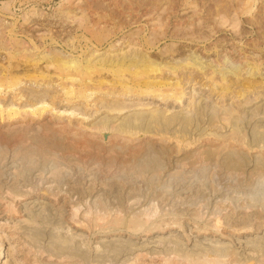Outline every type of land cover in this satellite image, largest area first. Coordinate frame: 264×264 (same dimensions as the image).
<instances>
[{"label":"rangeland","instance_id":"rangeland-1","mask_svg":"<svg viewBox=\"0 0 264 264\" xmlns=\"http://www.w3.org/2000/svg\"><path fill=\"white\" fill-rule=\"evenodd\" d=\"M0 236V264H264V0H0Z\"/></svg>","mask_w":264,"mask_h":264},{"label":"bare ground","instance_id":"bare-ground-1","mask_svg":"<svg viewBox=\"0 0 264 264\" xmlns=\"http://www.w3.org/2000/svg\"><path fill=\"white\" fill-rule=\"evenodd\" d=\"M65 66V65H64ZM71 67H73V66H71ZM160 67V66H159ZM66 69H67V67H66ZM72 70V69H71ZM160 70V69H159ZM122 72V71H121ZM78 73V72H77ZM66 74V73H65ZM67 79V78H66ZM140 79V78H139ZM66 81V80H65ZM71 81H72V79H71ZM159 81V80H158ZM138 85V84H137ZM146 85V84H145ZM179 85V84H178ZM66 89V88H65ZM183 90V89H182ZM70 92H72V90L70 91ZM166 92V91H165ZM179 93V92H178ZM194 93V92H193ZM173 94V93H172ZM66 95V94H65ZM252 201V200H251ZM37 203V202H36ZM247 204V207L249 206V204L248 203H246ZM256 206V205H255ZM254 206V207H255ZM237 207V206H236ZM244 207V206H243ZM234 208V207H233ZM241 208V207H240ZM244 209V208H243ZM249 209V208H248ZM255 209V208H254ZM9 210H10V208H9ZM13 210V209H12ZM8 211V210H7ZM6 211V212H7ZM11 213V212H10ZM233 213V212H232ZM255 213H257V212H255ZM75 215H77V213H75ZM251 215V214H250ZM12 216V215H11ZM75 217V216H74ZM86 217V216H85ZM217 218V217H216ZM215 218V219H216ZM85 220V219H84ZM216 221V220H215ZM76 222V221H75ZM89 222V221H88ZM102 222H104V221H102ZM119 223V222H118ZM84 225H85V223H83ZM121 224V223H120ZM178 224V223H177ZM213 224V223H212ZM222 220H220V219H218L217 221H216V223L214 224L215 226H217V227H221L222 226ZM76 225V224H75ZM78 225V224H77ZM115 225V224H114ZM159 225V224H158ZM173 225V224H172ZM213 225V226H214ZM263 225V224H262ZM98 226V225H97ZM143 226H146L145 224H143ZM175 226V225H174ZM223 226H225V224H223ZM80 227V226H79ZM86 227V226H85ZM148 227V226H147ZM153 227V226H152ZM177 227V226H176ZM245 227V226H244ZM243 227V228H244ZM16 228V227H15ZM106 227L104 226V229H105ZM130 228V227H129ZM149 228V227H148ZM173 228V227H172ZM212 229H217V228H212ZM251 229V228H250ZM250 229H248V230H250ZM255 229H257V227L255 228ZM261 229V228H260ZM102 230V229H101ZM135 230V229H134ZM146 230V229H145ZM218 230V229H217ZM216 230V231H217ZM247 230V229H246ZM133 231V230H132ZM215 233H217V232H215ZM234 233V232H233ZM238 233V232H237ZM4 234V233H3ZM186 234V233H185ZM0 238H2V236H0ZM68 239V238H67ZM161 240V239H160ZM162 241V240H161ZM216 244V243H215ZM228 245V244H227ZM16 249V248H15ZM220 249V248H219ZM227 250V249H226ZM10 252H8V258H12V253H11V250H9ZM218 251V250H217ZM209 257V256H208ZM225 257V256H224ZM185 258V257H184ZM209 258H211V257H209ZM250 259V260H249ZM249 259H247L245 262H246V264H257V263H255L254 261H252L251 260V258H249ZM203 260V259H202ZM215 260V263H217V264H219L218 263V261H219V259H214ZM216 260H218L217 262H216ZM249 260V261H248ZM254 260V259H253ZM208 261V260H207ZM221 261L223 262L224 261V259H221ZM7 262V261H6ZM210 262L211 263H213V261H211L210 260ZM258 262V261H257ZM22 263V262H21ZM145 263V262H144ZM144 263H142V264H144ZM206 263H208V262H206ZM211 263H209V264H211ZM226 263V262H225ZM229 263V262H228ZM28 264V263H27ZM214 264V263H213ZM221 264V263H220Z\"/></svg>","mask_w":264,"mask_h":264}]
</instances>
